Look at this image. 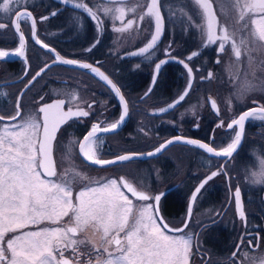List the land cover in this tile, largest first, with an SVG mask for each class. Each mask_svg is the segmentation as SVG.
<instances>
[{
  "label": "flooded vegetation",
  "instance_id": "1",
  "mask_svg": "<svg viewBox=\"0 0 264 264\" xmlns=\"http://www.w3.org/2000/svg\"><path fill=\"white\" fill-rule=\"evenodd\" d=\"M82 2L97 12L102 21V31L98 30L96 20L83 10L66 5L63 0H16L10 7L21 12L30 11L36 19L37 38L54 48L60 56L88 63L104 71L120 89L127 102L128 115L115 132L97 134V158L106 160L125 153L153 151L163 141L177 136L199 140L220 150L234 138V131L228 129L227 124L249 109L264 106V47L250 44L247 53L242 49L237 62L230 45H226V51L220 54V63H216L219 41L202 47L204 41L197 25H204L206 22L194 10L192 0H159L163 30L156 47L150 50L153 53L151 59L133 56L131 53L138 52L150 41V34L155 29L154 20L151 23L147 20L138 22L139 31H136L137 24H134L131 30L117 32L114 28L121 27V21L116 20L114 24L110 16L98 10L113 7L111 0ZM143 3L145 0H125L124 4L115 6L124 8L126 23L128 19H134L142 11H146L140 7ZM147 3H151V0H147ZM209 3L215 13L216 34H221V26L231 31L237 23L239 13L233 10L230 0H209ZM133 7L136 12L128 11ZM53 12L57 14L51 15ZM245 13L249 22L250 19L264 16V12L259 9H245ZM41 17L48 19L41 20ZM16 19L11 13L0 11V23L6 25L5 29L0 30V48L9 49L7 51L13 52L19 47V34L14 32L12 25V21ZM20 27L26 40L24 57L0 60V115L6 118L0 123V128L7 124L21 125L34 119L40 125L36 133L38 147L45 115L39 111L40 107L63 100L64 112L70 106L73 111H90L88 117L73 116L67 119L55 132L52 157L57 176L61 174L58 172L60 168H64V171L70 165L88 171L110 170V175L106 178L117 181L120 192L132 201L134 212L143 205L155 202L139 200L121 184V177L149 196L163 194L157 205L158 211L153 210V214L161 227L167 224L172 229L182 228L187 221L188 226L184 231L192 237L188 264H264V183H252L258 179L262 170L261 162L264 161V120L250 118L244 122L241 143L231 157L213 156L196 145L175 141L154 157L117 162L110 167L92 165L80 155L78 142L83 140L94 123L99 122L101 127H105L119 119L123 113L120 98L104 80L90 70L61 63L53 64L54 54L32 39L30 20L27 23L21 20ZM250 27L255 26L250 24ZM239 38L237 36V40ZM96 40L99 43L88 51ZM117 47L114 53L113 49ZM164 49H169L170 55H165ZM193 51H198L199 54L188 61L187 57ZM161 60L166 63L157 71L155 65ZM179 60H185L193 69L191 90L180 104L167 112L159 113L160 108H167L188 85L187 69ZM45 64L51 67L29 84L32 76ZM26 67L27 75L24 74ZM209 71L213 73V78L201 79L207 77ZM153 76L156 77L155 85ZM150 87L151 93L145 96ZM73 94L75 100L70 104ZM209 97L215 99L219 115L210 106ZM17 99L20 114L15 120H8L9 115L16 116ZM89 104L92 105L90 110ZM221 120L224 126L218 127ZM73 141L77 142L74 147L71 146ZM132 144L136 148H131ZM176 159L186 167H196L197 175L195 176L194 171L186 179L172 184L163 181L174 172L172 170ZM136 166L144 171L143 174L137 172L139 169H135ZM213 171L220 174L209 180L191 202L193 189ZM253 173L257 176H253ZM48 179L56 180V177ZM75 185V189H72L74 205L78 203L77 189L82 183ZM237 186L241 190L246 224L239 216L234 199ZM190 203L192 212L189 218ZM66 221L67 216L63 217L62 223ZM57 226L47 220L28 224L15 232L6 233L4 241L23 232H31L32 228L37 231ZM164 231L168 235H183L167 232V229ZM123 235L124 233H120L121 237ZM88 241H94L97 247L101 245L99 238L89 233L85 244L79 249L81 259H90L91 264H103L108 254L104 253L100 257L85 254L94 247ZM237 245H240L239 250ZM7 255L10 258V252ZM65 256L72 258L70 249L65 252Z\"/></svg>",
  "mask_w": 264,
  "mask_h": 264
},
{
  "label": "snow or ice",
  "instance_id": "2",
  "mask_svg": "<svg viewBox=\"0 0 264 264\" xmlns=\"http://www.w3.org/2000/svg\"><path fill=\"white\" fill-rule=\"evenodd\" d=\"M15 2L16 0H0V11L11 13L17 17L16 20L12 21V25L14 32L19 34V47L13 52L0 50V58L24 57L26 40L24 32L20 27V21L23 20L27 23L30 20L32 39L37 44H40L41 47L48 49L50 53L54 54L55 59L53 60V64L61 63L90 70L99 76L100 79L111 85L112 90L120 98L123 105V113L119 119L105 127H101L99 122L94 123L91 130L83 137V140L78 142L80 155L84 159L91 161L94 165H109L129 161L144 155L151 157L160 153L167 145L175 141H183L187 144L196 145L207 153L217 157H231L241 143L244 122L250 118L264 120V106L260 105L232 119L227 124V128L234 131V138L231 143L220 150H216L209 144L202 143L199 140L184 139L177 136L172 140L160 144L154 151L147 153L124 154L116 156L112 160L97 158L95 147L98 143L97 133H108L118 129L128 115L127 102L121 95L120 89L112 83L108 76L100 72L98 68L88 63L66 59L60 56L59 53H56L54 48H50L48 44H44L39 40L37 38L36 19L30 11L25 10L21 12L19 9L13 10L10 5ZM63 2L66 5L83 10L93 20H96L98 30L102 31V21L99 20L97 12L89 8L82 0H76V2L74 0H63ZM111 2L114 5L113 7H105L98 10H102L106 16H110L114 24L116 20L121 21L122 26L114 28L117 32L131 30L134 24H137L136 31H139L138 22L147 20L151 23L154 20L155 29L150 34V41L145 47L140 48L138 52L131 53L133 56L139 55L144 56L146 59H151L153 53L150 50L156 47L163 30V17L159 11V0H151V3H147V0H145V3L141 4L140 7L145 8L146 11H142L134 19H128L126 23L124 22V8L115 6L117 4H124L125 0H111ZM230 2L233 10L239 13L236 17L237 23L231 31L221 26V34L217 35L215 13L211 10L212 6L209 0H192L194 10L206 22L204 25H197L201 30L202 41H204L202 47L217 44V41H219L216 48V63H220V54L226 51V45H230L231 52L237 62H239L242 55V49L247 53L250 44L264 47V44L258 43L264 42V16L258 19H250L249 22V19H246L245 13V9L249 11L259 9V11L264 12V0H230ZM128 11L136 12V8H129ZM56 14V12H53L51 15L55 16ZM46 19L48 17H41V20ZM250 24L255 27H250ZM5 27L4 23H0V30L5 29ZM237 36L240 37L239 40H237ZM98 43L99 40H96L87 50L91 51ZM164 53L165 55H170L169 49H164ZM198 54V51L191 52L187 60L191 61ZM24 62L27 65L26 58ZM178 62L187 69L189 76L188 85L184 93L177 100L169 104L167 108H160L159 113L167 112L177 104H180L191 90L193 69L189 67V64L185 60H179ZM164 63H166L165 60L157 63L155 65L156 70L158 71ZM50 67L51 65L45 64L44 67L40 68L32 76L28 83L31 84ZM197 71L199 70L197 69ZM24 74H28L27 67ZM212 78L213 73L209 71L207 77H202L201 79ZM155 82L156 77L153 76V85H155ZM151 91L152 88L150 87L145 96L149 95ZM73 100H75L74 94L70 98V104ZM208 102L217 115H219V108L215 99L209 97ZM15 103L16 116L9 115L7 117L8 120H15L20 114L19 100L17 99ZM63 104V100H57L52 104L40 107L39 111L45 115L42 138L38 141V147L37 140L34 137L40 125L34 119L26 121L23 125H4L0 129V264H5V262L7 264H91L90 259L87 261L81 259L82 253L79 250L80 246L85 244L89 233L93 237H98L101 245L97 247L94 241H88L89 243H93L94 247L85 254L100 257L104 253H107L108 258L104 260L103 264H188L192 248V237L184 231L188 226L187 221H185L182 228L172 229L167 224H163V227H161L157 224L156 217L149 214L150 210L158 211L157 205L163 194L149 196L143 191H138L136 187H133L132 184L121 177V184L139 200H153L155 202L153 204H146L143 208L134 212L132 201L123 192L119 191L115 179L99 187H92V184H99V182L76 171L75 167L71 165L57 176L55 164L51 156V141L55 139V132L58 126L73 116L88 117L90 115V111L88 110L79 109L73 111L71 106L67 112H64L62 111ZM88 108L90 110L92 105L89 104ZM5 119L4 115H0V123L5 121ZM217 126L223 127V120ZM11 128H16L17 130L12 131ZM76 143L75 141L71 142V146L74 147ZM70 154L71 147L69 148ZM261 165V173L258 179L253 180L252 183H264V161L261 162ZM38 168L40 170H37ZM222 170L221 167L220 171ZM218 174L220 172L213 171L206 177L200 186L195 189L192 195L193 201L196 199V194L200 192L201 188ZM253 176H257V174L253 173ZM48 177H56V180L48 179ZM85 180L88 183L78 193L76 198L78 203L74 205L72 199L73 185L75 183H82ZM88 193H103V195H95L85 200L84 197ZM234 199L239 216L246 224L247 220L242 207L239 186L235 188ZM191 212L192 206L189 204V218L191 217ZM65 216L68 217V221L62 223ZM44 220L58 226L25 232L11 237L6 242L4 241L6 233L10 231L15 232L17 229L26 227L28 224H37ZM164 229H167V232L183 233V235H168ZM120 233H124L123 237L120 236ZM248 243L251 244V241H248ZM101 247L103 248V252H101ZM236 247L239 250L240 245ZM69 249L71 250L72 258L65 256V252L69 251ZM9 252L11 254L10 258L7 255ZM233 255L235 256V253Z\"/></svg>",
  "mask_w": 264,
  "mask_h": 264
},
{
  "label": "rangeland",
  "instance_id": "3",
  "mask_svg": "<svg viewBox=\"0 0 264 264\" xmlns=\"http://www.w3.org/2000/svg\"><path fill=\"white\" fill-rule=\"evenodd\" d=\"M118 49V47L117 48H114L113 49V51H114V53H115V51ZM7 50H9V49H7ZM20 122H18V124H19ZM23 124H24V122H23ZM23 124H21V125H23ZM8 125V124H7ZM9 126H11V125H9ZM4 127V125L0 128V129H2ZM15 128H11V130L12 131H16L17 129H15ZM34 139H36L37 140V135L34 137ZM131 148H136V145L135 144H132V147ZM169 152V154H171V151H168ZM175 160V159H174ZM135 163H137V162H135ZM142 165H144V164H142ZM137 166H140V165H137ZM137 166L135 167V169H139V168H137ZM63 169L64 168H60V170H58V172L60 171L61 173H62V171H63ZM75 169H76V171H79L80 173H82V174H84V175H86L88 178H90V179H92V180H95V181H98L99 182V184H92L91 186L92 187H99L100 185H102V184H104L105 182H108V180H111V179H109V178H106L107 176H109L110 175V170H106V169H103V170H94V171H92V170H90L89 169V171H88V169H85V170H83V169H81V168H78V167H75ZM149 169V168H148ZM38 170V169H37ZM172 171H174L172 174H170L169 176L167 175L166 177H165V179L163 180V181H165V182H168V183H170V184H172V183H174L175 181H177V180H182V179H186L187 177H189L192 173H194V171H195V176L197 175V169H196V167H186L183 163H181L179 160H177L176 159V165H175V168L172 170ZM139 174H143V170L141 169H139L138 171H137ZM87 183H88V181L87 180H85L84 182H82V186L81 185H79L80 187L77 189V192H80L81 190H83L84 189V187H85V185H87ZM78 185V184H77ZM77 185H73V190L75 189V187L77 186ZM120 191V190H119ZM95 195H103V193H88L85 197H84V199L85 200H88L90 197H92V196H95ZM134 206V205H133ZM145 205H143L141 208H143ZM199 206V203H198V205H197V207ZM201 206V205H200ZM199 211V210H198ZM198 211H196V214H199V212ZM149 214H151V215H153L154 216V214H153V210H150V212H149ZM196 217H198V215H196ZM213 217H215V216H213ZM50 221H48V223H49ZM31 225V224H30ZM29 227V226H28ZM30 228H32V227H30ZM35 229L36 228H32V231H35ZM23 233H25V232H23ZM22 234V233H21ZM20 234V235H21Z\"/></svg>",
  "mask_w": 264,
  "mask_h": 264
},
{
  "label": "water",
  "instance_id": "4",
  "mask_svg": "<svg viewBox=\"0 0 264 264\" xmlns=\"http://www.w3.org/2000/svg\"><path fill=\"white\" fill-rule=\"evenodd\" d=\"M159 11H160V9H159ZM160 14H161V16H162V13H161V11H160ZM160 37H161V35H160ZM9 52H12V51H9ZM12 58H16V57H12ZM11 58V59H12ZM11 59H8V58H0V60H2V61H5V60H11ZM157 63H159V62H157ZM100 72H102V73H104L106 76H108L104 71H102V70H99ZM108 78L112 81V83L113 84H115L114 83V81L108 76ZM106 82V81H105ZM107 83V82H106ZM108 86H109V88L112 90V88H111V85H109V84H107ZM116 85V84H115ZM118 87V86H117ZM186 89V88H185ZM185 89L182 91V92H180V94L177 96V98L175 99V100H177L178 99V97L180 96V95H182L183 93H184V91H185ZM112 92L115 94V92L112 90ZM116 95V94H115ZM21 96V93H20V95H19V97ZM117 96V95H116ZM174 100V101H175ZM173 101V102H174ZM172 102V103H173ZM47 104H52L51 102H49V103H46L45 105H47ZM62 124V123H61ZM60 126V125H59ZM59 126H58V128H59ZM50 127H51V125H50ZM58 130V129H57ZM116 130H118V129H116ZM116 130H113V131H111V132H108V133H112V132H115ZM42 131H43V128H42ZM97 134H106V133H97ZM40 138H42V132H41V137ZM172 139H174V138H169V139H167V140H165V141H163L162 143H165L166 141H168V140H172ZM184 139H192V138H184ZM192 140H194V139H192ZM52 142H53V140L51 141V146H52ZM161 143V144H162ZM173 144V143H172ZM172 144H169V145H167L166 146V148L167 147H169L170 145H172ZM164 150V149H163ZM154 151V150H153ZM147 152H149V151H146V152H139V153H147ZM133 153H135V152H133ZM125 154H129V153H125ZM158 154V153H157ZM156 154V155H157ZM122 155H124V154H122ZM156 155H154V156H156ZM213 155V154H212ZM51 156H52V151H51ZM154 156H151V157H154ZM214 156V155H213ZM222 157V156H221ZM146 158H150L149 156H147V155H144V156H141L140 158H135V159H146ZM52 159H53V157H52ZM112 159H115V157H113V158H109V159H106V160H112ZM87 162H89L90 164H92V162L91 161H89V160H86ZM115 164V163H114ZM92 165H94V164H92ZM111 165H113V164H109V165H95V166H98V167H105V166H111ZM206 179V178H205ZM205 179H203L194 189H193V191H192V195H193V193L195 192V189L197 188V187H199L200 186V184L205 180ZM192 195H191V202H193V200H192ZM191 204V203H190Z\"/></svg>",
  "mask_w": 264,
  "mask_h": 264
}]
</instances>
